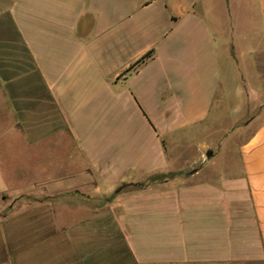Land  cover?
<instances>
[{"label": "crops", "instance_id": "0c3cea01", "mask_svg": "<svg viewBox=\"0 0 264 264\" xmlns=\"http://www.w3.org/2000/svg\"><path fill=\"white\" fill-rule=\"evenodd\" d=\"M207 4L0 0V264L264 261V105L239 156L140 187L205 145L222 80ZM235 9L264 33V0Z\"/></svg>", "mask_w": 264, "mask_h": 264}, {"label": "rangeland", "instance_id": "374dc122", "mask_svg": "<svg viewBox=\"0 0 264 264\" xmlns=\"http://www.w3.org/2000/svg\"><path fill=\"white\" fill-rule=\"evenodd\" d=\"M242 2L243 0H208L207 12L217 37L222 80L211 116L198 132V138L205 145L202 149L198 145L187 146L171 157L166 170L148 175L140 183V187L184 182L194 172L203 170L207 173L211 165L214 170L217 169L221 166L224 155L239 156V146L251 131L247 121L256 108L264 105V33L249 35L242 32L244 28L249 31L246 22L242 29L240 23H235V8ZM242 6L243 13H248L250 5L244 1ZM214 12L219 21L216 17L213 18L214 14L211 13ZM255 22L251 30L258 32L261 30L260 21L256 18ZM2 161L6 164L11 159L5 155ZM240 264H264V261Z\"/></svg>", "mask_w": 264, "mask_h": 264}]
</instances>
